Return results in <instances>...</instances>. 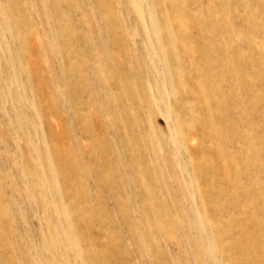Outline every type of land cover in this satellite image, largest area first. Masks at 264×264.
Wrapping results in <instances>:
<instances>
[{
  "label": "rangeland",
  "instance_id": "obj_1",
  "mask_svg": "<svg viewBox=\"0 0 264 264\" xmlns=\"http://www.w3.org/2000/svg\"><path fill=\"white\" fill-rule=\"evenodd\" d=\"M0 264H264V0H0Z\"/></svg>",
  "mask_w": 264,
  "mask_h": 264
},
{
  "label": "bare ground",
  "instance_id": "obj_2",
  "mask_svg": "<svg viewBox=\"0 0 264 264\" xmlns=\"http://www.w3.org/2000/svg\"><path fill=\"white\" fill-rule=\"evenodd\" d=\"M177 2V1H176ZM174 6H175V3L173 4ZM208 93V92H207ZM205 95V94H204ZM202 96V95H201ZM203 98V97H202ZM210 98V97H209ZM257 226V225H256ZM257 228V227H256ZM250 230L251 229H249V233L247 234L248 235V242L246 243V249H247V253H252L253 252V250H254V247L256 246L254 243H253V241H254V236H252L251 234H250ZM246 234V233H245ZM254 235V234H253ZM258 238H260V236H258L257 235V239ZM244 239H245V237H244ZM243 239V240H244ZM260 248V247H259ZM244 251H245V249H244ZM258 251V250H257ZM255 254V253H254ZM250 255V254H249ZM254 257V256H253ZM250 258H251V256H250ZM244 260H246V259H244ZM248 261H249V259H248ZM251 262V261H250Z\"/></svg>",
  "mask_w": 264,
  "mask_h": 264
}]
</instances>
